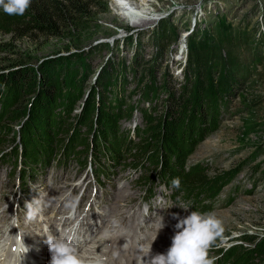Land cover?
Instances as JSON below:
<instances>
[{
  "label": "rangeland",
  "instance_id": "rangeland-1",
  "mask_svg": "<svg viewBox=\"0 0 264 264\" xmlns=\"http://www.w3.org/2000/svg\"><path fill=\"white\" fill-rule=\"evenodd\" d=\"M123 8L151 16L133 23ZM34 18L30 8L0 9V207L9 206L0 209L1 245L14 228L34 237L53 228L66 212L53 209L77 198L72 217L89 214L90 203L99 216L113 205L116 224L94 241L102 224L86 216L79 233L88 221L95 229L73 242L79 250L113 235L137 243L138 234L165 253L173 214L198 211L219 221L213 264H264V0H82L53 25ZM195 43L216 58L208 71L193 59L192 74ZM33 109L37 122L25 115ZM177 177L171 191L156 184ZM29 202L38 212L31 219ZM153 213L165 224L158 233Z\"/></svg>",
  "mask_w": 264,
  "mask_h": 264
},
{
  "label": "clouds",
  "instance_id": "clouds-1",
  "mask_svg": "<svg viewBox=\"0 0 264 264\" xmlns=\"http://www.w3.org/2000/svg\"><path fill=\"white\" fill-rule=\"evenodd\" d=\"M117 4L125 5L126 0H116ZM31 0H0V9L8 16H22L30 7ZM172 186L179 188V178L172 180ZM161 205L164 204L162 197L159 198ZM30 211L29 218L35 215L32 203H28ZM171 207V206H170ZM169 207V208H170ZM184 211L190 209V203L180 206ZM162 209V208H161ZM145 215H149L147 206L144 209ZM155 227L157 233L165 227L162 216H156ZM175 232L171 238V245L165 253L152 255L151 246H140L138 264H213L208 256V251L214 240L219 235V221L213 218L210 213L191 211L186 217L180 218L173 214ZM157 233L153 241L157 237ZM75 233L66 234L64 237L56 236L50 232L46 234L45 244L50 253L48 264H83L77 254V248L73 241ZM22 251L27 253L29 249L23 246Z\"/></svg>",
  "mask_w": 264,
  "mask_h": 264
},
{
  "label": "trees",
  "instance_id": "trees-1",
  "mask_svg": "<svg viewBox=\"0 0 264 264\" xmlns=\"http://www.w3.org/2000/svg\"><path fill=\"white\" fill-rule=\"evenodd\" d=\"M80 1H82V0H31V4H30V7L29 8L35 14V18H34V21L33 22L34 23L36 22L39 25V26L36 25L37 27L42 28L43 27L42 24H52L53 25L54 22H56V19H59L60 20V17L62 15H64L66 13V11L69 10V8L71 6H75ZM220 36H221V38H223L222 35H220ZM223 42L224 43L228 42V37L223 38ZM218 43H220V42H217V44ZM195 46H196L197 50H195V53L192 54V59H190V61L188 62L189 65L187 64L188 65L187 70L190 73L193 74V72L195 71L194 68H196L198 70V67L200 65V68H201V66H203L208 71V68L211 67V62L210 61L216 58V57H213V56H215L214 55L215 52H213L214 48H212L211 46H209L206 49L204 48V50H203L202 49L203 47H200V45H198V43H195L194 44V47ZM218 47H220V46L217 45V48ZM193 59H195L196 60L195 62L197 63V67L194 66V68H193V65H194ZM216 60H218V59H216ZM229 60H232L233 61L234 59L231 58V56H230L229 57ZM60 66H62V65H60ZM52 69H54V68L52 67ZM62 71H63V73H65L64 70H60L59 68L57 69V72H60L61 75L63 74ZM52 72H56V70H53ZM25 73H27V71H25ZM25 73H24V75H25ZM21 74H22L21 72L19 74L17 73V76H21ZM52 74H54V73H52ZM12 75L14 76L15 74H12ZM73 75H74V72L71 73V74L65 75L66 78H64V80L66 82L68 80H71L70 77L72 78ZM7 77H8V75H7ZM13 80H15L14 77H12L10 80L9 79H5L2 83L8 84V82H11ZM110 85L111 84H108V87ZM185 103H188V102L184 101L183 105H186ZM33 110H31V111L30 110L29 111L27 110V113L25 112V115L27 116V118L29 119L30 122H32V121L37 122V120H38L37 119L38 118L37 116H38V114H40L41 110H37V109H35L34 111ZM165 134L166 133L162 134L161 136H164ZM27 137L30 138L31 137V134H28ZM42 161L43 162H41L40 165L42 163L45 164L44 160H42ZM172 162L174 163V159L172 160ZM165 179H163V180L162 179H159V182L161 184H164V185H168V186L173 187L172 186V183H171L172 180L171 179H168V178H165ZM175 196L176 195L173 193V198H176Z\"/></svg>",
  "mask_w": 264,
  "mask_h": 264
},
{
  "label": "bare ground",
  "instance_id": "bare-ground-1",
  "mask_svg": "<svg viewBox=\"0 0 264 264\" xmlns=\"http://www.w3.org/2000/svg\"><path fill=\"white\" fill-rule=\"evenodd\" d=\"M122 6V5H121ZM121 8V7H120ZM125 11H124V15L130 20L132 21L133 23H135V21H146L147 18H149L151 15H148L146 12L144 11H132V10H128V9H125L123 8ZM0 220L4 221V211H2L0 213ZM128 219H122V222L126 221ZM131 220V219H130ZM65 223L64 224H68L70 223V220H65L64 221ZM87 224H90V222L88 221ZM128 225H131V222L128 221L127 222ZM87 225H84L82 226L80 229L82 228H86ZM94 232L91 233V235L93 234ZM137 235V243H128V244H125L123 243L122 241H119L115 238V235L113 236H110V237H106L105 240H101V244H102V248L106 251H108V249H112L114 251V253H112V256L111 257H107L108 255L106 253H101V255L97 256L96 254L94 253H91V251H84L82 253H77L79 258L83 261V264H96L98 262H106L107 264H134L135 262V258H132L131 259V256H134L136 254H138V249H137V244L139 245L141 242L139 240V235ZM45 237V236H44ZM102 237H105L103 234H102ZM25 239H27L28 237H24ZM99 240V241H100ZM2 242V241H1ZM1 242H0V251H1ZM12 242V239L10 240V243ZM74 242V241H73ZM157 242L158 244V241H155V243ZM94 244V243H93ZM125 244V247L124 248H121L119 247V245H124ZM155 245V244H154ZM30 246V251L33 253L31 254V262L33 264H39V259L41 258L40 257V253H38L39 250V244L37 243H30L29 244ZM120 248V249H119ZM78 249V248H77ZM10 250V248H9ZM4 251V250H3ZM131 251H132V254H131ZM104 252V251H103ZM110 252V251H109ZM162 251L160 250H157L156 248H154V246H151V254L152 255H156V254H161ZM42 254H44V256L46 255V252L45 251H41ZM111 253V252H110ZM35 254V256H34ZM3 253L0 254V258L2 257ZM50 255V254H49ZM107 255V256H106ZM6 257H3L2 259H5ZM44 258V257H43ZM114 258H115V261H114ZM1 261V260H0ZM124 261L126 263H124ZM49 260L48 261H45L41 264H48Z\"/></svg>",
  "mask_w": 264,
  "mask_h": 264
}]
</instances>
